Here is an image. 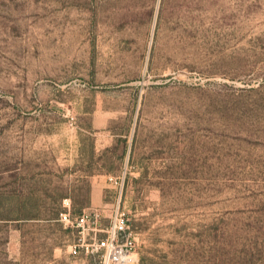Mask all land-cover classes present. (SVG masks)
<instances>
[{
	"label": "rangeland",
	"instance_id": "obj_1",
	"mask_svg": "<svg viewBox=\"0 0 264 264\" xmlns=\"http://www.w3.org/2000/svg\"><path fill=\"white\" fill-rule=\"evenodd\" d=\"M122 211L136 264H264V0H0V264Z\"/></svg>",
	"mask_w": 264,
	"mask_h": 264
},
{
	"label": "built area",
	"instance_id": "obj_2",
	"mask_svg": "<svg viewBox=\"0 0 264 264\" xmlns=\"http://www.w3.org/2000/svg\"><path fill=\"white\" fill-rule=\"evenodd\" d=\"M62 222L69 227L77 226L85 230V223L88 220V214L83 213L75 218L70 214H62ZM107 236L105 239L96 241L91 244L92 251H104L103 264H136L138 258L136 254V242L134 237H127L121 240L122 235L128 234L133 236V232L129 226V219L125 212H118L114 221L106 230Z\"/></svg>",
	"mask_w": 264,
	"mask_h": 264
},
{
	"label": "trees",
	"instance_id": "obj_3",
	"mask_svg": "<svg viewBox=\"0 0 264 264\" xmlns=\"http://www.w3.org/2000/svg\"><path fill=\"white\" fill-rule=\"evenodd\" d=\"M64 213H68V214H70V216L71 217H77V216H80V215H82L83 213H82V211L81 212H78V213H70V212H65V211H57V212H54V217L53 218H50V219H54V220H57V221H61L62 222V214H64ZM26 219H29V218H26ZM68 229L69 228H71V227H67Z\"/></svg>",
	"mask_w": 264,
	"mask_h": 264
}]
</instances>
